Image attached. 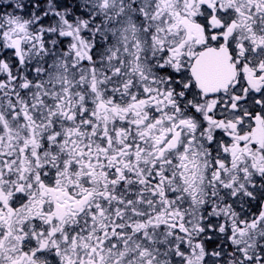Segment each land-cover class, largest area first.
<instances>
[{
    "label": "snow or ice",
    "instance_id": "1",
    "mask_svg": "<svg viewBox=\"0 0 264 264\" xmlns=\"http://www.w3.org/2000/svg\"><path fill=\"white\" fill-rule=\"evenodd\" d=\"M0 264H264V0H0Z\"/></svg>",
    "mask_w": 264,
    "mask_h": 264
}]
</instances>
